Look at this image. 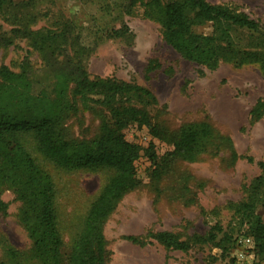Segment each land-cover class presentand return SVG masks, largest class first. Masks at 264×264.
<instances>
[{
    "label": "rangeland",
    "instance_id": "rangeland-1",
    "mask_svg": "<svg viewBox=\"0 0 264 264\" xmlns=\"http://www.w3.org/2000/svg\"><path fill=\"white\" fill-rule=\"evenodd\" d=\"M13 1L0 11V65L25 70L30 81L53 95L54 70L48 64L52 58L36 45L40 46L42 33L72 20L68 57L80 58L92 80L138 84L156 98L153 102L132 97L146 110L151 124L132 123L123 130L125 138L141 149L135 162L138 185L123 196L104 224L106 264H236L243 247L237 245L240 234L235 232L244 218H251L246 215L249 205L264 221V188L259 181L264 175V114L257 121L251 118L256 102L264 99V68L230 61L209 68L185 59L164 41L159 23L144 15L143 5L127 13L124 0ZM208 1L244 12L264 27V0ZM211 28L208 23L196 29L210 33ZM115 29L127 32L115 36ZM237 37L243 46L253 45L247 33L239 32ZM150 62L155 69L147 73ZM105 120L112 122L107 106L79 101L65 120V130L70 138L89 141L103 132ZM202 122L230 137L243 157L233 162L227 150L194 160L173 154L181 127ZM23 140L55 184L65 258L91 203L115 170L61 168L39 152L31 136ZM0 198L7 203L0 207V264H17L7 254L8 243L22 252L19 264H43L24 229L21 217L26 205L15 187L0 184ZM161 230H172L191 246L166 248L151 238L141 245L124 237ZM211 231L216 233L214 240H196Z\"/></svg>",
    "mask_w": 264,
    "mask_h": 264
},
{
    "label": "trees",
    "instance_id": "trees-1",
    "mask_svg": "<svg viewBox=\"0 0 264 264\" xmlns=\"http://www.w3.org/2000/svg\"><path fill=\"white\" fill-rule=\"evenodd\" d=\"M124 2L127 13L143 5L144 15L159 23L164 41L189 61L209 68H216L223 61L237 65L259 64L264 68V27L244 12L208 0ZM13 3V0H0V11ZM208 23L212 27L210 33L196 29ZM73 27L72 20L66 21L64 27L42 33L40 46L36 45L44 56L52 58L48 64L54 70L53 95L30 81L25 70L20 72L6 64L0 65V184L10 183L24 201L26 208L21 220L43 264H106L104 224L123 196L138 185L135 162L141 156V149L125 138L123 130L132 123L151 124L146 110L134 104L132 97H147L153 102L156 98L149 89L138 84L113 78L92 80L80 58L68 57ZM126 32L115 29L113 34L123 36ZM239 32L250 35L253 45L243 46L237 37ZM56 56H64V60L59 62ZM154 69L150 62L146 71L150 73ZM79 101H93L109 108L112 122L105 120L103 132L93 140L67 136L65 120L77 109ZM263 114L264 99H260L251 110V118L257 121ZM181 128L173 154L183 159L194 160L204 153L216 154L221 150L230 152L233 162L243 157L236 153L230 137L216 133L206 122L189 123ZM24 136H31L39 152L58 167L72 171L107 166L115 170L91 203L65 258L61 252L63 236L56 209L55 184L24 144ZM247 159L254 161L252 156ZM261 165L264 168V164ZM259 181L264 188V175ZM6 206L0 198V207ZM249 208L250 213L246 215L251 218H244L235 234L244 233L254 238V264H264V221L253 214L251 205ZM124 237L141 245L151 238L166 248L186 250L191 246L172 230ZM215 238L216 233L211 231L207 237L198 236L196 240ZM6 251L19 264L22 252L10 243Z\"/></svg>",
    "mask_w": 264,
    "mask_h": 264
},
{
    "label": "built area",
    "instance_id": "built-area-1",
    "mask_svg": "<svg viewBox=\"0 0 264 264\" xmlns=\"http://www.w3.org/2000/svg\"><path fill=\"white\" fill-rule=\"evenodd\" d=\"M237 245L243 247V250L238 252V260L236 264H253L249 260H254L256 257L255 241L250 235L240 234L237 239Z\"/></svg>",
    "mask_w": 264,
    "mask_h": 264
}]
</instances>
